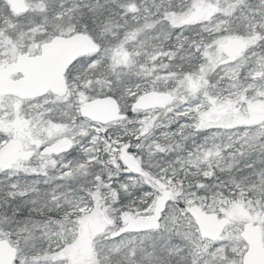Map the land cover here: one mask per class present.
I'll return each mask as SVG.
<instances>
[{"label":"snow or ice","instance_id":"6c2138e0","mask_svg":"<svg viewBox=\"0 0 264 264\" xmlns=\"http://www.w3.org/2000/svg\"><path fill=\"white\" fill-rule=\"evenodd\" d=\"M32 4L16 15L13 0H0V78L9 66L21 86L48 77L35 97L0 93V151L19 142L27 153L0 175L36 177L31 193L13 182L0 199V208L15 202L0 221L11 264H264V120L237 122L264 105V0ZM203 6L208 18L181 21ZM227 37L242 40L241 55L218 53ZM81 42L86 50L74 54ZM153 93L171 97L158 125L165 143L154 142L173 158L145 165L151 114L140 105ZM102 102L115 106L116 121L86 114ZM223 111L234 118L205 123ZM49 125L62 129L55 140ZM57 140L64 149L51 151ZM121 149L141 158L140 171L127 169ZM197 213L217 235L205 234ZM82 243L86 260L73 256Z\"/></svg>","mask_w":264,"mask_h":264},{"label":"water","instance_id":"95a60500","mask_svg":"<svg viewBox=\"0 0 264 264\" xmlns=\"http://www.w3.org/2000/svg\"><path fill=\"white\" fill-rule=\"evenodd\" d=\"M13 9L16 15H23L26 12H29V9L26 5V0H13ZM244 43L240 40H234L230 42L225 50V53L230 57L234 58L241 55L244 50ZM86 50V46L83 42L77 43L73 46L74 54H82L83 51ZM18 68L14 66H9L2 73L1 80H6L10 75H16ZM48 84V77L46 74L38 75L33 83L28 85H19L14 82L4 84L0 89V93H19L28 97H35L39 95L42 91L45 90V86ZM171 103V97L166 94H150L145 97V99L141 102L140 110L144 112H149L152 110L163 109L167 107ZM90 118H94L100 122H114L117 119V111L114 105H111L107 102L98 103L92 106L89 111L86 113ZM65 147V142L63 140L57 142V144L53 145L51 151L59 152L62 151ZM21 143H17L13 148H10L6 151H0V169L9 170L15 167L16 163L19 160H22L24 156L22 153ZM122 156L120 160L124 163L129 171H140L141 167L137 163L135 157L130 156L125 149L122 150ZM202 227L205 231V234L209 237L217 235L219 231V226L214 222L202 214L197 213ZM257 240L259 241V233L256 235ZM258 260H264V250H261L257 254ZM0 260L5 261L6 264H11V254L8 250L7 245H0Z\"/></svg>","mask_w":264,"mask_h":264},{"label":"rangeland","instance_id":"374dc122","mask_svg":"<svg viewBox=\"0 0 264 264\" xmlns=\"http://www.w3.org/2000/svg\"><path fill=\"white\" fill-rule=\"evenodd\" d=\"M29 9H33L35 5L32 4V0H27ZM203 3V0H202ZM211 15L210 9L207 6H203L200 8H197L194 13H192L190 16L185 18H180L182 22L185 23H195L200 20H204L205 18H208ZM235 37H227L223 39L219 46H218V53L220 55L223 54L224 47L228 44L229 41L234 40ZM1 86V85H0ZM161 86H165V82L161 81ZM151 115L144 121V125L146 128H148V132L144 134V147H143V153H144V160L143 163L145 165L149 164L151 162L153 165L157 163H163L165 159H171L172 156H163L164 159L157 161L158 156H162L160 154L159 148H157L154 137L159 138L161 141V144L163 145L165 143V138L161 136L162 132L168 131V129L164 128L163 126H159L162 121L166 119V109L159 111V112H152ZM234 118V114L228 113L227 111H223L217 115H213L211 117H207L205 119V123H212V122H228L229 120H232ZM260 120H264V105H256L250 110V113L248 117L245 120L237 121V122H246V123H258ZM149 125L151 127H149ZM26 125L24 128H21L17 131V135L20 137H23L24 129H26ZM131 127V126H129ZM45 134L47 135L48 139L55 140L56 137L60 136L62 134V129L60 126L56 125H49L47 129L44 130ZM116 131H121L120 129H117ZM116 131L113 132V135L116 134ZM29 136L31 133H27ZM131 133H129L130 135ZM59 141V140H57ZM57 143V142H56ZM189 147H191V144H189ZM24 148V146H23ZM122 150V149H121ZM121 150L119 152V158L121 156ZM113 155H116L114 152ZM136 159L139 164H141V158L136 156ZM233 219H241L242 218V209L236 208L233 210L232 213ZM89 229L92 231H95L96 225L90 224ZM90 255V249L86 243H82L79 247L75 248L73 250V256L80 260H86Z\"/></svg>","mask_w":264,"mask_h":264},{"label":"trees","instance_id":"16d2710c","mask_svg":"<svg viewBox=\"0 0 264 264\" xmlns=\"http://www.w3.org/2000/svg\"><path fill=\"white\" fill-rule=\"evenodd\" d=\"M165 158V157H164ZM163 156H158L157 161L164 159ZM36 179L34 176H23V175H13L11 177H5L0 175V199H3L4 194L9 191L8 184L13 182H18V187L14 189L16 193H19L21 191L29 192L31 193V188L28 186L31 184V182ZM40 188H47L49 185L41 183L39 186ZM15 206V202L10 201V205L5 208H0V221L3 220V213L6 211L7 215L11 216L12 214V207Z\"/></svg>","mask_w":264,"mask_h":264},{"label":"flooded vegetation","instance_id":"af4514ba","mask_svg":"<svg viewBox=\"0 0 264 264\" xmlns=\"http://www.w3.org/2000/svg\"><path fill=\"white\" fill-rule=\"evenodd\" d=\"M9 81H12L11 79Z\"/></svg>","mask_w":264,"mask_h":264}]
</instances>
